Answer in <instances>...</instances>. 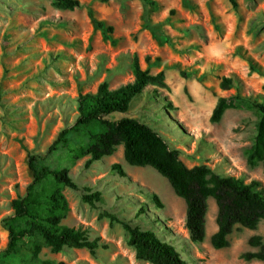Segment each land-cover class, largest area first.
I'll return each mask as SVG.
<instances>
[{
	"label": "rangeland",
	"instance_id": "374dc122",
	"mask_svg": "<svg viewBox=\"0 0 264 264\" xmlns=\"http://www.w3.org/2000/svg\"><path fill=\"white\" fill-rule=\"evenodd\" d=\"M78 1L80 7L67 10L53 0H0V264H149L135 258L127 232L104 212L154 232L187 264H264L242 259L259 250L249 245L251 237L264 244V222L255 230L235 228L228 246L215 250L210 237L217 230V207L209 199L204 241L191 243L186 205L167 180L150 167L127 164L122 146L85 168L90 135L104 129L98 123L75 125L78 96L95 93L103 82L110 90L132 83L136 56L150 75L163 72L162 85H148L125 114L106 118L148 125L188 168L207 165L217 174L264 186L262 164L248 166L246 158L257 112L234 105L217 123L209 120L221 98L264 104V75L250 70L251 62L264 71V0H236V9L227 0ZM88 9L113 28L109 38L93 28ZM222 78L233 81L228 89L221 87ZM30 155L37 168L67 169L80 188L101 194V202L90 207L82 190L62 188L68 211L61 224L99 239L94 254L73 248L53 254L39 236L24 237L14 252H5L4 220L32 180ZM113 164L121 166L124 177L111 170Z\"/></svg>",
	"mask_w": 264,
	"mask_h": 264
},
{
	"label": "trees",
	"instance_id": "16d2710c",
	"mask_svg": "<svg viewBox=\"0 0 264 264\" xmlns=\"http://www.w3.org/2000/svg\"><path fill=\"white\" fill-rule=\"evenodd\" d=\"M102 3L108 0H98ZM233 9L237 8L236 0H227ZM62 9L73 10L80 7L78 0H53ZM145 4L154 5L149 0H142ZM173 11H171L172 13ZM92 26L109 38L113 31L111 26L93 17V11L88 9ZM147 28L154 34L152 26ZM149 62V58L145 59ZM134 81L130 84L110 90L107 82L101 83L95 93L79 95L76 100V126H88L98 123L103 132L91 134L92 144L85 154L89 156L84 166L111 156L115 148L122 146L123 157L127 164L133 167H150L167 180L175 195L186 205L185 227L189 240L193 244H201L205 238V218L207 202L214 200L217 207L216 232L210 237L213 249L220 250L228 246V236L235 228L255 230L260 222H264V186L258 180L244 183L241 179L217 174L207 165L186 167L178 158L177 150H170L164 140L148 125L135 118L123 117L111 120L106 117L115 114H125L132 102L142 94L148 85H162L163 72L150 75L147 69H141L138 58L132 61ZM250 70L264 75L261 69L250 62ZM232 80L222 78L221 87L228 89ZM234 105H245L257 112L259 118L256 123L253 144L247 153V165L262 164L264 168V104L241 97L227 100L221 98L210 115V122L220 121L226 109ZM66 134L62 131L56 142ZM55 142V143H56ZM54 143V144H55ZM54 144L49 148L52 151ZM28 169L32 180L23 196H18L11 202L13 211L4 220L8 234V244L5 252H14L17 243L24 237L39 236L44 245L53 254L65 249H86L91 254L100 246L99 239L90 240L87 231L81 228L67 227L61 224L68 211L67 201L62 194V188L82 190V200L90 207H96L101 202V194L88 187L80 188L70 177L67 169H51L47 166L37 168L36 157L30 155ZM111 170L124 177L119 164H113ZM150 198L157 208L162 205L155 194ZM110 223H117L128 234V244L135 251L137 260L149 264H187L173 246L162 241L149 230H142L132 226L129 222L119 218L111 212L102 215ZM249 245L258 247L254 253H245L242 259L264 261V244L259 236H253ZM39 252L36 247L34 255ZM39 264H64L63 262L42 261Z\"/></svg>",
	"mask_w": 264,
	"mask_h": 264
}]
</instances>
